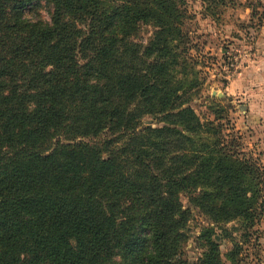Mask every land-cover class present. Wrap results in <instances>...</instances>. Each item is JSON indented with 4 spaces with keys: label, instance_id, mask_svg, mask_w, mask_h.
Segmentation results:
<instances>
[{
    "label": "trees",
    "instance_id": "obj_1",
    "mask_svg": "<svg viewBox=\"0 0 264 264\" xmlns=\"http://www.w3.org/2000/svg\"><path fill=\"white\" fill-rule=\"evenodd\" d=\"M187 17L178 0H0V264H174L192 208L256 223L264 169L190 107ZM205 242L195 264H224Z\"/></svg>",
    "mask_w": 264,
    "mask_h": 264
},
{
    "label": "rangeland",
    "instance_id": "obj_2",
    "mask_svg": "<svg viewBox=\"0 0 264 264\" xmlns=\"http://www.w3.org/2000/svg\"><path fill=\"white\" fill-rule=\"evenodd\" d=\"M178 1L188 14L185 28L193 46V61L186 66L201 84L190 107L202 122L218 112L225 133L238 137L243 154L264 169V0ZM39 5L27 16L46 19V8ZM151 32L144 26L143 39ZM259 198L263 209L252 225L244 220L214 225L192 208L188 239L174 264H195L206 251L205 238L218 245L224 264H264V189ZM181 203L187 204L186 196Z\"/></svg>",
    "mask_w": 264,
    "mask_h": 264
},
{
    "label": "crops",
    "instance_id": "obj_3",
    "mask_svg": "<svg viewBox=\"0 0 264 264\" xmlns=\"http://www.w3.org/2000/svg\"><path fill=\"white\" fill-rule=\"evenodd\" d=\"M264 151V150H263Z\"/></svg>",
    "mask_w": 264,
    "mask_h": 264
}]
</instances>
